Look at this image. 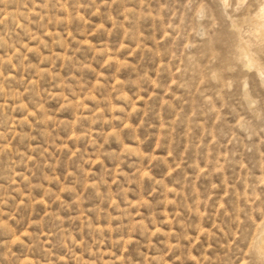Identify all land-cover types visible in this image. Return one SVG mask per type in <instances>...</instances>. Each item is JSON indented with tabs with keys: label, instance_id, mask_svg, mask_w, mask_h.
I'll return each mask as SVG.
<instances>
[{
	"label": "rangeland",
	"instance_id": "1",
	"mask_svg": "<svg viewBox=\"0 0 264 264\" xmlns=\"http://www.w3.org/2000/svg\"><path fill=\"white\" fill-rule=\"evenodd\" d=\"M262 2L0 0V264H260Z\"/></svg>",
	"mask_w": 264,
	"mask_h": 264
},
{
	"label": "bare ground",
	"instance_id": "2",
	"mask_svg": "<svg viewBox=\"0 0 264 264\" xmlns=\"http://www.w3.org/2000/svg\"><path fill=\"white\" fill-rule=\"evenodd\" d=\"M224 1V0H223ZM260 1V0H259ZM222 2V1H221ZM238 2V1H237ZM242 2V1H241ZM252 2V1H251ZM261 4V3H260ZM251 6V5H250ZM254 6V5H253ZM257 7V6H256ZM250 9V8H249ZM248 9V10H249ZM252 9V8H251ZM254 11H256L254 9ZM253 11V12H254ZM242 12V11H241ZM245 12V11H244ZM249 13V11H247ZM251 12V11H250ZM246 13V12H245ZM247 14V13H246ZM252 13L249 14L248 17H244L243 16V19L242 21L240 22V24L238 25H235V23L233 24V26L237 29V32L239 31V27L241 26L242 28L243 27H247L248 29H246V31L248 30L249 33H251L253 36V40H245L242 41L240 44H239V52H240V56H241V59L242 61L244 62V64L246 66H248L249 68H255L257 74L259 76H262L260 70H259V63L257 64L256 60L253 58V56L251 55L250 53V44H252L253 42L255 44H257L259 47L263 48L264 49V12H262L260 10V12L258 13V15H255L254 17L250 16ZM242 15V14H241ZM238 16V15H237ZM238 18V17H237ZM241 18V17H240ZM235 30V29H233ZM245 30V29H243ZM242 31V29L240 30ZM239 31V32H240ZM234 32V31H233ZM238 32V33H239ZM246 33V32H245ZM241 34V33H240ZM234 35V34H233ZM236 35V34H235ZM251 38V37H250ZM241 39V38H240ZM247 39V38H246ZM249 39V38H248ZM238 40V39H237ZM247 41V42H246ZM237 49V48H236ZM258 50V49H257ZM261 50V49H260ZM237 51V50H236ZM263 53V52H262ZM239 56V55H238ZM239 56V57H240ZM240 59V58H239ZM264 241V239H263ZM264 248V242L261 243L260 245V249Z\"/></svg>",
	"mask_w": 264,
	"mask_h": 264
},
{
	"label": "snow or ice",
	"instance_id": "3",
	"mask_svg": "<svg viewBox=\"0 0 264 264\" xmlns=\"http://www.w3.org/2000/svg\"><path fill=\"white\" fill-rule=\"evenodd\" d=\"M258 6L261 8V11L264 12V2H262ZM224 7L225 8L231 7V5L227 3V0H224ZM253 7L255 8L256 5H254ZM217 19H219V17H217ZM259 70H260L261 74L264 75V63H261L259 65ZM258 255H259V258H260V264H264V248L260 249ZM254 264H255V262H254Z\"/></svg>",
	"mask_w": 264,
	"mask_h": 264
}]
</instances>
